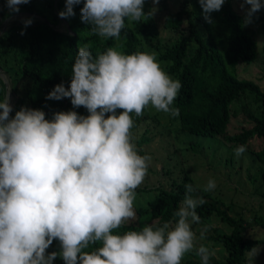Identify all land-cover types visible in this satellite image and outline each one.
I'll return each mask as SVG.
<instances>
[{
	"label": "clouds",
	"instance_id": "1",
	"mask_svg": "<svg viewBox=\"0 0 264 264\" xmlns=\"http://www.w3.org/2000/svg\"><path fill=\"white\" fill-rule=\"evenodd\" d=\"M29 2L6 0L12 12ZM81 2L65 0L59 16H74ZM159 2L152 0L154 7L146 14L145 0H83L81 20L100 38L119 40L126 20L137 23L152 16ZM199 3L205 21L212 23L210 14L221 10L225 0ZM244 4L249 6L247 25L264 3ZM31 23L24 21L25 27ZM181 87L155 53L125 54L117 46L94 57L85 45L78 48L70 86L56 85L46 99L70 98L74 108L83 106L89 115L60 111L49 120L42 110L22 107L11 116L8 96L0 101V264H53L57 256L65 264H181L193 250L200 264H209L214 252L196 244L207 229L197 237L192 228L200 223L196 209L206 203L195 195L198 185H185L183 201L162 226L118 231L137 218L136 189L152 159L139 154L133 114L140 117L151 107L179 116L173 104ZM235 151L240 156L246 146ZM215 188L210 178L203 191ZM53 240L60 251L49 254ZM256 252L248 253L251 264Z\"/></svg>",
	"mask_w": 264,
	"mask_h": 264
},
{
	"label": "trees",
	"instance_id": "2",
	"mask_svg": "<svg viewBox=\"0 0 264 264\" xmlns=\"http://www.w3.org/2000/svg\"><path fill=\"white\" fill-rule=\"evenodd\" d=\"M148 2L149 0H145V4ZM235 2L236 0H225L221 10L210 14L212 23H208L204 19L199 0H180L178 8L167 12L162 19V29L169 34V42H163L160 31L157 30V19L152 16L144 17L142 26H135L136 22L129 24L126 20L119 40L100 38L81 20L83 0L81 4L74 6V16L63 18L69 26V32L57 30L54 24L59 17L53 11L55 7L58 14L64 11L65 0H44V7L50 9V19L45 16L49 23L27 27L12 26L0 34V66L9 76L17 96L10 115L14 116L22 107L42 110L49 120L54 113L60 111L89 115L83 106L74 108L70 98L46 99L56 85L63 83L66 88L70 86L78 48L87 45L94 57L97 52L103 53L107 48L117 46L125 54H131L145 52L143 43L154 40L157 43L154 48L160 52L158 59L165 63V72L182 84L173 104L180 114L173 117L164 113L163 121L160 120L162 112L156 110L155 113L150 112V109L147 112L146 108L140 117L133 114L134 127L138 123L147 124L145 134L135 142L139 154L147 155L143 145L152 137L147 133L154 132V129L167 133L172 129L175 135L194 136L196 140L188 139L189 144L185 147L198 156L201 154L197 151L202 149V155L212 156L211 163L222 147V157L217 160V164H213L215 167L222 165L233 168L234 161H238L234 157L235 150L241 145L246 146L244 155L250 158L246 165L247 171L253 169L251 173L248 172L249 179L254 180L259 176L261 181L264 180V86L238 75L240 66H247L258 57L264 61V8L252 18L263 39L259 50L254 34L245 28V16L237 10ZM248 7L246 4L245 9ZM8 9L6 0H0V13H5ZM19 9L30 15L40 11L33 0L20 5ZM162 43L165 46L159 50ZM1 99L0 90V101ZM239 115L242 124L236 126L233 132H228L230 120ZM208 138L218 139L220 142L215 145L207 141ZM183 148L184 146L180 149ZM161 172L172 174L168 167H162ZM170 179L169 188L161 184L153 187L157 192L146 200L145 205L135 209L136 220L118 229L120 233L139 231L148 222L162 226L172 220L173 213L184 199L185 185L192 184L199 186L198 192L206 201L196 209L200 221L215 214L230 227L228 231L212 227L211 233L205 234L207 239L222 244L226 251L223 261L210 257L209 264H245L250 260L248 253L257 245L264 244V236H255L248 231L253 224L264 228L262 206L253 215L252 224L248 226L242 216H230L226 209L216 206L215 201H221L220 196L214 190L204 192V186L195 180L192 173L183 171L182 175L170 176ZM136 190L140 191L139 188ZM257 195L264 200V192ZM94 247L96 246L86 250L91 251ZM59 251L58 240H53L46 250L49 254ZM190 253L194 259L189 258L186 264H200L195 250ZM53 264L65 262L57 256Z\"/></svg>",
	"mask_w": 264,
	"mask_h": 264
},
{
	"label": "rangeland",
	"instance_id": "3",
	"mask_svg": "<svg viewBox=\"0 0 264 264\" xmlns=\"http://www.w3.org/2000/svg\"><path fill=\"white\" fill-rule=\"evenodd\" d=\"M180 0H160L158 5L155 7L158 9L152 17L157 19V30L160 31V34L163 38V42L167 41L169 36L162 29V19L165 14L170 10H176L178 8ZM36 3V7L39 13H35L30 15L25 10H20L19 12H12L10 9L6 10L5 13H0V34L9 29L12 26H22L25 25L24 21L27 19H31L32 23L28 26H36L40 23L48 22L45 16L50 19V9L44 7V0H33ZM243 0H236L235 5L239 12H242L245 16V6L241 7ZM154 7L152 0H149L148 3H144L143 11L147 14ZM54 13H57V8H54ZM143 19V18H142ZM49 23V22H48ZM132 22H129L131 24ZM4 24H8L7 28L1 29ZM134 25V24H133ZM135 26H142V21L137 22ZM54 27L65 31V27L63 23L58 18ZM245 28L248 31L253 32L254 37L258 44V49L260 50L263 39L261 36V32L258 29V26L254 24L252 21L249 24H245ZM169 42V41H167ZM154 45H157L156 41L149 40V42H144L143 46L145 48V52L155 53L156 59L160 63L161 67L165 71L164 65L165 63L158 59L159 53L157 49L154 48ZM165 45L162 43L159 50H162ZM260 54V51H259ZM238 75L240 77H244L247 79H252L256 81L261 87L264 86V61L261 57H258L256 61L252 62L247 66H240L238 70ZM0 90L2 92L1 101L8 96L9 103L12 108L16 102L17 96L12 88V83L10 81L9 76L6 71L3 70L0 66ZM150 109V112L155 113L154 108H147V112ZM164 113L160 115V120L163 121ZM145 124L138 123L133 129V135L135 137V141L145 134ZM242 124L241 115L236 118H232L229 123L228 132H233L235 127ZM147 125V124H146ZM147 133V135H151V139L148 143H144L143 147L146 151L147 155L151 156V163L148 168V174L144 180V182L138 187L140 191L136 190V199L134 201V208L136 209L139 206H143L146 203L147 199H150L153 194L157 191L153 188L158 184L164 185V187L169 188L170 186V176L174 177L176 175H182L183 171H187L194 176L195 180L205 186L210 178L215 179L216 188L214 191L220 196L221 201L216 200L215 205L219 206L221 209H226L227 213L233 217L242 216L246 219V225L252 224L253 215L258 212L257 210L260 207H263L264 211V200L259 193L264 192V180L261 181V177H258L254 180H250L248 176V172H252L253 169L250 168L247 171L246 165L249 163L250 158L246 155L237 156L234 154L235 159L233 168H227L226 166L222 167V165L213 166V164H217V160L222 157L223 149L218 150V155L214 158L211 163L212 156H204L203 150L199 149L197 152L201 154V156L194 155L190 150H187L185 147L189 144V140H196L194 136H187L185 134H177L170 129L167 133H161L156 131ZM210 139V140H209ZM207 141L212 142L215 145H218L220 140L208 138ZM183 143V144H182ZM254 145V143H253ZM183 149H180L183 147ZM241 161V162H240ZM222 162V161H221ZM162 167H168L171 171V175H167L161 172ZM253 167V166H252ZM195 195L200 196L197 191ZM220 202V203H219ZM261 212V211H260ZM144 221V218H143ZM146 225L150 226H158L153 222H148ZM247 226V227H248ZM212 227L217 228L219 231H228L230 228L229 225L222 222L219 217L215 214H212L209 218L200 221L199 224H194L193 231L196 232L197 237H199V233L202 229L206 228V233H211ZM248 231L255 236H264V228L259 225L253 224L248 228ZM197 246L203 244L207 246L212 252H214V256L211 258L217 261H223L226 258V251L222 244L218 242L211 241L205 237L203 240L197 239ZM254 249H257V252L252 257V264H264V244L257 245ZM189 258H193L192 254L189 252L185 254L181 264H186V261ZM194 259V258H193ZM245 264H251V260L245 262Z\"/></svg>",
	"mask_w": 264,
	"mask_h": 264
},
{
	"label": "water",
	"instance_id": "4",
	"mask_svg": "<svg viewBox=\"0 0 264 264\" xmlns=\"http://www.w3.org/2000/svg\"><path fill=\"white\" fill-rule=\"evenodd\" d=\"M58 15V17H59V19L61 20V22L63 23V26L65 27V31H63V32H69V26L67 25V23H66V21L63 19V18H61L60 16H59V14H57ZM55 28V27H54ZM55 29H57V28H55ZM57 30H59V29H57ZM61 31V30H60Z\"/></svg>",
	"mask_w": 264,
	"mask_h": 264
},
{
	"label": "bare ground",
	"instance_id": "5",
	"mask_svg": "<svg viewBox=\"0 0 264 264\" xmlns=\"http://www.w3.org/2000/svg\"><path fill=\"white\" fill-rule=\"evenodd\" d=\"M7 25L8 24H4L2 27H1V29L3 30V29H5V28H7ZM64 31V30H63Z\"/></svg>",
	"mask_w": 264,
	"mask_h": 264
}]
</instances>
